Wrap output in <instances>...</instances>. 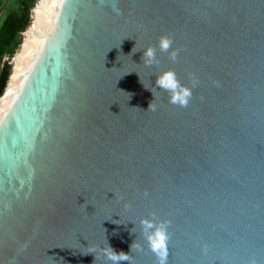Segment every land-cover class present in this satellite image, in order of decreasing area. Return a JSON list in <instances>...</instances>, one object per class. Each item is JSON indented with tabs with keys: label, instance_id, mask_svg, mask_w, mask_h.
Segmentation results:
<instances>
[{
	"label": "water",
	"instance_id": "95a60500",
	"mask_svg": "<svg viewBox=\"0 0 264 264\" xmlns=\"http://www.w3.org/2000/svg\"><path fill=\"white\" fill-rule=\"evenodd\" d=\"M162 34L177 58L146 66ZM21 35L0 264H111L135 239L122 264H157L141 217L169 221L167 264H264V0H37ZM169 68L196 80L187 107L155 87Z\"/></svg>",
	"mask_w": 264,
	"mask_h": 264
},
{
	"label": "clouds",
	"instance_id": "9594fccd",
	"mask_svg": "<svg viewBox=\"0 0 264 264\" xmlns=\"http://www.w3.org/2000/svg\"><path fill=\"white\" fill-rule=\"evenodd\" d=\"M173 39L167 34H162L158 38L157 46L148 45L143 49V55L141 57L143 63L146 66H152L159 63L157 57V47L162 53H167L172 60H176L178 50L173 49ZM139 49L136 46L133 47L132 52H136ZM143 83V82H142ZM155 87L163 90L168 94L169 103L177 105L179 107H187L190 99L192 98V88L196 86V80L193 79L192 86L183 84L178 78L174 69H165L156 75ZM146 87V86H145ZM148 88V87H146ZM153 93V89H150ZM156 106L150 101L148 109L155 111ZM152 217L155 214H150ZM140 231L144 241H146L147 248L154 254L157 259V264H167L168 250H169V221L165 219H154L149 217H141ZM143 250V245L136 239L130 245V251L117 252L108 243L103 248V254L111 264H122V262H131V256L129 253L133 250ZM250 264H255V261H250Z\"/></svg>",
	"mask_w": 264,
	"mask_h": 264
},
{
	"label": "trees",
	"instance_id": "16d2710c",
	"mask_svg": "<svg viewBox=\"0 0 264 264\" xmlns=\"http://www.w3.org/2000/svg\"><path fill=\"white\" fill-rule=\"evenodd\" d=\"M37 0H0V95L11 70L9 59L18 49Z\"/></svg>",
	"mask_w": 264,
	"mask_h": 264
},
{
	"label": "bare ground",
	"instance_id": "6f19581e",
	"mask_svg": "<svg viewBox=\"0 0 264 264\" xmlns=\"http://www.w3.org/2000/svg\"><path fill=\"white\" fill-rule=\"evenodd\" d=\"M32 47V45H30L29 47H27V49L25 50L26 54L28 53V51L30 50V48ZM20 62V61H19ZM20 64L18 63L17 66H19ZM13 77V76H12Z\"/></svg>",
	"mask_w": 264,
	"mask_h": 264
}]
</instances>
